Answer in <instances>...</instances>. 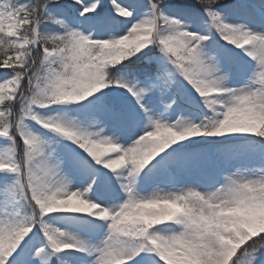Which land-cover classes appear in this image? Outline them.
<instances>
[{"label": "snow or ice", "instance_id": "snow-or-ice-1", "mask_svg": "<svg viewBox=\"0 0 264 264\" xmlns=\"http://www.w3.org/2000/svg\"><path fill=\"white\" fill-rule=\"evenodd\" d=\"M0 264H264V0H0Z\"/></svg>", "mask_w": 264, "mask_h": 264}]
</instances>
